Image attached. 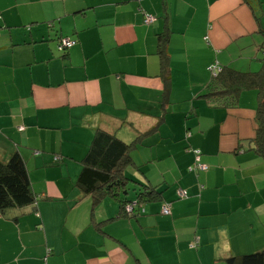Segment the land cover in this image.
<instances>
[{
  "label": "crops",
  "instance_id": "crops-1",
  "mask_svg": "<svg viewBox=\"0 0 264 264\" xmlns=\"http://www.w3.org/2000/svg\"><path fill=\"white\" fill-rule=\"evenodd\" d=\"M62 38L77 45L61 52ZM216 64L263 69L264 0H0V161L19 154L36 197L0 211V264H228L263 251L258 91L206 97ZM98 130L135 143L125 175L159 194L135 216L79 186Z\"/></svg>",
  "mask_w": 264,
  "mask_h": 264
},
{
  "label": "trees",
  "instance_id": "trees-1",
  "mask_svg": "<svg viewBox=\"0 0 264 264\" xmlns=\"http://www.w3.org/2000/svg\"><path fill=\"white\" fill-rule=\"evenodd\" d=\"M257 20L260 22V19ZM167 30L170 31L169 28ZM64 40L72 39H60L58 49ZM73 41L77 45V41ZM166 41V35L161 34L159 37L161 51L159 52L164 61L165 75L169 72L166 67L168 57L163 50ZM72 48H64L61 52L69 51ZM213 66H218V69L215 71L216 75L211 72L212 80L208 86H213V89L206 97L227 96V99L232 100L242 92L258 91L260 105L257 120L259 128L254 145L255 151L264 158V67L258 73H242L228 67H221L219 64ZM165 79L168 81V78ZM134 146L135 143H124L113 134L98 130L89 154L84 161L78 181L79 186L86 193L94 196L95 203L101 202L105 197L119 199L122 214L129 217L138 213L139 206L142 208V205L147 201L156 199L159 196L156 190L143 186L140 182H135L125 175L129 167L132 166L130 160ZM130 183L140 186L135 200H130L128 197ZM35 201L36 197L33 193L29 173L22 157L15 154L7 162L0 161V211L4 213L11 209L24 208L34 204ZM129 205L136 206L132 214L127 211ZM227 263L264 264V250L241 257H231L227 260Z\"/></svg>",
  "mask_w": 264,
  "mask_h": 264
},
{
  "label": "built area",
  "instance_id": "built-area-1",
  "mask_svg": "<svg viewBox=\"0 0 264 264\" xmlns=\"http://www.w3.org/2000/svg\"><path fill=\"white\" fill-rule=\"evenodd\" d=\"M155 21V18L150 16V15H145V24L146 25H150L152 24L153 22ZM76 45V42L74 41H70V40H64L63 41V44L61 45L60 49H70L72 48L73 46ZM218 69V66H213L212 67V72H213V75H216L215 71ZM200 152L199 154L197 155V169H200V170H203V171H206L208 169V167L206 165H202L201 162H200ZM179 196L180 198H186V193L183 191V190H180L179 191ZM136 208L135 205H129L127 207V211L129 214H132L134 212V209ZM162 214L165 215V216H169L171 214V211H170V207L169 206H165L162 210Z\"/></svg>",
  "mask_w": 264,
  "mask_h": 264
},
{
  "label": "bare ground",
  "instance_id": "bare-ground-1",
  "mask_svg": "<svg viewBox=\"0 0 264 264\" xmlns=\"http://www.w3.org/2000/svg\"><path fill=\"white\" fill-rule=\"evenodd\" d=\"M70 41H73V40H70ZM74 42H75V41H74ZM60 47H61V46H59V50H60V51H63V49L61 50ZM73 47H74V46H73ZM211 72H212V69H211ZM212 73H213V72H212Z\"/></svg>",
  "mask_w": 264,
  "mask_h": 264
}]
</instances>
